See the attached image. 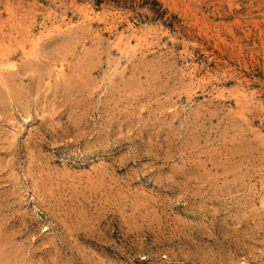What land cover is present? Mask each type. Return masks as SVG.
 <instances>
[{"label":"rangeland","instance_id":"374dc122","mask_svg":"<svg viewBox=\"0 0 264 264\" xmlns=\"http://www.w3.org/2000/svg\"><path fill=\"white\" fill-rule=\"evenodd\" d=\"M0 264H264V0H0Z\"/></svg>","mask_w":264,"mask_h":264},{"label":"bare ground","instance_id":"6f19581e","mask_svg":"<svg viewBox=\"0 0 264 264\" xmlns=\"http://www.w3.org/2000/svg\"><path fill=\"white\" fill-rule=\"evenodd\" d=\"M24 35V34H23ZM3 66V65H2ZM4 68V67H3ZM2 76V75H1ZM5 79V78H4Z\"/></svg>","mask_w":264,"mask_h":264}]
</instances>
